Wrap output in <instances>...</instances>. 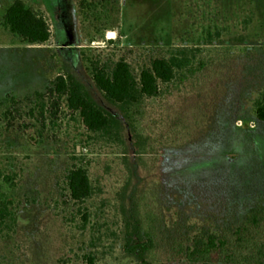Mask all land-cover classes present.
Returning <instances> with one entry per match:
<instances>
[{"label":"rangeland","instance_id":"rangeland-1","mask_svg":"<svg viewBox=\"0 0 264 264\" xmlns=\"http://www.w3.org/2000/svg\"><path fill=\"white\" fill-rule=\"evenodd\" d=\"M23 1L50 37L28 43L0 25V264H221L189 261L179 245L232 236L264 204V121L253 110L264 0H96L85 15L78 0ZM170 54L189 63L126 114L88 71L123 58L137 75ZM67 73L120 120L119 139L82 128L64 98L36 94ZM72 164L88 173L82 202L69 195ZM131 218L152 242L143 260L124 249Z\"/></svg>","mask_w":264,"mask_h":264},{"label":"trees","instance_id":"trees-1","mask_svg":"<svg viewBox=\"0 0 264 264\" xmlns=\"http://www.w3.org/2000/svg\"><path fill=\"white\" fill-rule=\"evenodd\" d=\"M94 1L96 0H78L82 15H85V7L96 6L97 2ZM0 25L28 43L42 44L50 37V25L43 12L23 0H12L7 5L0 15ZM188 63L189 59L181 54L156 57L149 66L142 67L135 75L128 62L119 58L111 66H105L97 60L92 61L88 71L103 96L126 114L129 107L142 97L156 94L159 82L170 81ZM36 94L47 98H64L67 108L78 114L82 128L101 134L109 140L119 139L122 129L120 120L98 104L72 74H57L44 92ZM253 110L256 118L264 121V87L253 100ZM26 131L27 137L34 142L35 136L28 132L31 130ZM66 180L69 195L74 201L82 202L89 196L91 186L85 167L72 164L67 170ZM7 214L5 205L0 202V219ZM126 233L125 251L143 260L152 242L149 238L143 239L139 220L129 219ZM179 254L192 262L264 264V204L253 209L232 236L216 233L193 236L187 245H179ZM81 264L104 263L87 257Z\"/></svg>","mask_w":264,"mask_h":264}]
</instances>
